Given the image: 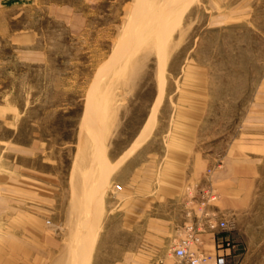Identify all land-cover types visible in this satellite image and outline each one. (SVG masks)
Listing matches in <instances>:
<instances>
[{"label":"rangeland","instance_id":"obj_1","mask_svg":"<svg viewBox=\"0 0 264 264\" xmlns=\"http://www.w3.org/2000/svg\"><path fill=\"white\" fill-rule=\"evenodd\" d=\"M53 5L67 9L54 17L42 3L0 9V256L19 257L14 239L22 238L38 248V264H74L78 237L97 232L87 264H116L133 245L121 218L127 184L164 155L182 123L216 160H262L251 203L229 217L228 235L238 246L229 264H264V0H194L168 40L160 99L148 32L129 44L136 0ZM26 32L36 36L35 59L12 43ZM105 168L96 209L87 210Z\"/></svg>","mask_w":264,"mask_h":264},{"label":"crops","instance_id":"obj_2","mask_svg":"<svg viewBox=\"0 0 264 264\" xmlns=\"http://www.w3.org/2000/svg\"><path fill=\"white\" fill-rule=\"evenodd\" d=\"M38 3L44 4L46 13L52 17L63 14L67 9L56 10L53 0H0V9ZM65 16L75 22L70 12ZM22 34L15 35L12 43L19 47L24 59H35L38 54L34 49L36 36L31 32ZM179 125L181 127L171 134L164 155L150 161L127 184L121 218L123 227L132 235L129 244L133 245L121 254L116 264H173L171 249L178 233L185 223L198 215L201 207L209 214L228 221L229 217L247 209L251 203L262 160L245 154L237 157L227 155L216 160L213 155L197 150L189 130L182 123ZM209 189L217 195L214 202L207 200L206 191ZM29 220L30 224L38 225L34 217L30 216ZM35 231L30 230L31 237L38 240L39 233ZM201 239L204 244L200 251L204 255H223L226 264L237 256L236 244L230 248H217L213 234L209 232L201 234ZM14 242L20 256H0V264H38L39 258L32 252L38 248L33 247L32 242L25 244L22 238H15ZM48 243L59 244L54 238Z\"/></svg>","mask_w":264,"mask_h":264},{"label":"bare ground","instance_id":"obj_3","mask_svg":"<svg viewBox=\"0 0 264 264\" xmlns=\"http://www.w3.org/2000/svg\"><path fill=\"white\" fill-rule=\"evenodd\" d=\"M136 1H137V5L134 7V10L132 12L133 23L129 29L131 33L129 36V44L132 45L135 42L139 43V41L142 40L141 38L142 33L145 30L146 32H148V35L146 38L149 39V42L151 40L153 47L156 48L157 53L159 54L158 87L160 89V93L158 95V99H160L162 96L161 88L163 86L162 69L164 67L165 60L167 57V45L169 44L168 40H170L169 38L171 37L172 32L179 25L182 16L184 15L185 11L189 8V6L194 2V0H136ZM124 51H123V54H124ZM92 103H93V97L89 96L87 100V104H86L87 105V108H86L87 116L88 114H91L93 111L91 108ZM153 116H154V113L152 114V117L150 118V120H148L146 125H144V128L141 130L139 136L137 137L135 141V147L142 144L145 140H147L148 136L150 135V131L153 126ZM111 171L112 169L105 168V170L103 171L101 175L98 185L94 188V190L91 189L92 193L90 197V202L88 203V206H87L89 208H87V210H92V209L94 210V208L96 209V202L101 197V194H102L101 190L103 186L102 185L103 181H105V178H107V175H109ZM79 189L81 190V188ZM96 234L97 232H95L93 237L90 238L91 241L86 238L87 240H89L88 242L84 239L85 238L84 236L81 238L78 237L76 246L74 245L73 247V257L72 258L74 259V264H85V263L87 264L88 263L87 260L89 259ZM89 243H90V247L87 250V259L85 262L83 260V257L85 255L84 244H89ZM81 250H83V255H82Z\"/></svg>","mask_w":264,"mask_h":264},{"label":"built area","instance_id":"obj_4","mask_svg":"<svg viewBox=\"0 0 264 264\" xmlns=\"http://www.w3.org/2000/svg\"><path fill=\"white\" fill-rule=\"evenodd\" d=\"M120 189V186H115V191ZM206 192L209 202L216 201L217 195L212 189ZM230 226L228 221L209 214L201 207L198 215L193 220L185 223L178 233V238L171 249L174 259L173 264H205L207 262L226 264L225 256L215 255L210 257L200 251L204 244L201 234L212 233L217 248H230L233 245L227 236L231 229Z\"/></svg>","mask_w":264,"mask_h":264}]
</instances>
